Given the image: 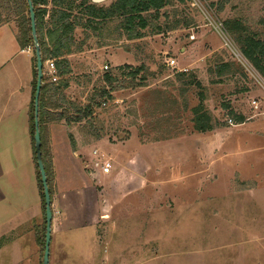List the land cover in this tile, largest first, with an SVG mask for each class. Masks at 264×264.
<instances>
[{"label": "rangeland", "instance_id": "374dc122", "mask_svg": "<svg viewBox=\"0 0 264 264\" xmlns=\"http://www.w3.org/2000/svg\"><path fill=\"white\" fill-rule=\"evenodd\" d=\"M170 1L143 37L129 38L116 20L78 28L69 43L77 54L63 56L70 71L59 80L68 87L44 125L50 264H264V77L225 24L236 20L264 40V0ZM16 32L12 22L0 29V110L13 90L0 149L12 152L25 128L20 87L36 69L33 48L21 52ZM109 47L153 65L146 86L124 76L106 83V72L121 71L105 69ZM201 102L213 130L195 127ZM87 105L92 113L81 121L58 118L80 116ZM31 115L30 102L29 127ZM31 144L40 211L3 224L0 264H43L46 215ZM11 216L0 214V223Z\"/></svg>", "mask_w": 264, "mask_h": 264}, {"label": "trees", "instance_id": "16d2710c", "mask_svg": "<svg viewBox=\"0 0 264 264\" xmlns=\"http://www.w3.org/2000/svg\"><path fill=\"white\" fill-rule=\"evenodd\" d=\"M68 1L71 2L68 3ZM74 1L75 0H52L53 5L59 7L62 14L59 15L58 19H50L49 21H46L45 15L48 12V0H32L36 14L37 35L41 48L42 61L45 63L47 59L54 58L59 78L63 77V75H66L70 71L68 60L63 58V56L70 53L71 50L69 43L73 39L76 28L83 23L81 20H70L71 13L75 9L72 4ZM90 1L91 0H82L80 4L77 5L81 14L88 16V19L84 23L86 26L98 30L101 27H105L108 22L116 20L118 21L119 28L132 39L143 37V31L150 26V22L153 20H159L162 16H165L166 14L163 10L171 3L170 0H113L109 6H96L94 3L91 4ZM11 22L14 23L17 28L16 38L21 49H26L31 46L35 53L29 4L27 0H0V26ZM225 24L227 30L235 36V39L241 45V52L244 57L247 58V60H249V62L264 77V40L257 38L255 34L251 35L243 33L242 31L244 28H242L241 24L236 20H227ZM34 60L37 61L36 53L34 54ZM118 69L121 70L119 75L114 74L113 72L105 73L104 78L106 83L112 85L119 80V76H124L130 79L129 86H133L134 83L138 87L146 86V80L151 73L149 72V68L144 65L137 67L125 65ZM136 81L138 82L136 83ZM36 82L37 70L35 69L31 100L32 124L30 126V134L33 144H35L34 95ZM66 87H68V82L61 79H58L57 81L50 80L47 82L46 78L43 77L39 104V126L42 140L43 161L47 172L51 201L52 190L49 178L50 170L45 160L43 143L45 137L44 125L46 123V117H49L50 115V111L55 110L59 106L58 100L55 98L58 97L57 99H63V89ZM101 93V96L109 95V92L106 90H103ZM232 112L233 111L230 113ZM79 113H81L80 116L72 119L65 117L63 113H60L58 118L74 122L81 121L92 113L90 105L85 106ZM194 114L195 127L198 131L206 132L214 129L215 125L212 116L205 108H203L202 102L194 108ZM237 118L239 123L243 121L242 115H239ZM34 155L37 163L35 146ZM37 168L39 170L38 165ZM39 176L40 189L43 191L44 212L46 215L44 188L41 181L40 170ZM43 232V237H45L46 228H44Z\"/></svg>", "mask_w": 264, "mask_h": 264}, {"label": "crops", "instance_id": "0c3cea01", "mask_svg": "<svg viewBox=\"0 0 264 264\" xmlns=\"http://www.w3.org/2000/svg\"><path fill=\"white\" fill-rule=\"evenodd\" d=\"M81 1L82 0H75L72 2L75 9L71 13L70 20H81V22H83L79 27L76 28L75 31H77L78 28H81L82 30L91 28L84 24L88 19V16L81 14L80 10L77 8V5L80 4ZM112 1L113 0H91L90 2L91 4L94 3L96 6H109L103 3L109 2L108 4H111ZM70 2L71 1H68V3ZM47 9L48 12L45 15L46 21H49L50 19H58L59 15L62 14L61 9L54 6L52 0H48ZM3 26L4 25L0 26V29ZM26 49H21V52H28ZM76 54L77 53L74 52L70 53L68 58L71 59V56ZM103 54H105L108 59V66L110 64L112 67L119 68L125 65H130L132 67L144 65L146 67H150L151 71L154 70L153 65L149 63L139 64L129 49L124 50L121 48L113 51L110 50L109 47V49L105 50ZM5 63L6 62H4V65ZM32 80L33 69L31 68L30 76L27 78L26 84L20 87L21 93H24V101H20V108L18 103L17 109L15 110V112H17L19 108L23 111L25 116V128L23 130L24 133L21 142L19 143L18 141L17 144V141L15 140L16 143H14L15 145L13 144V152L11 151L10 147H4L3 149H0V214H12V216L9 218V221L0 223V229L4 227L3 224H5V228H10L14 223H17V226L22 220L26 218H33V216L38 214L40 211L39 190L33 163L32 142L29 127V104L32 99L33 89ZM10 92H12V94L7 96L6 102L0 110V118H2V115H4L2 119L4 120L5 125L8 124L9 120L10 123H13V106H11L13 101V90ZM17 102L18 100H15V103ZM14 115H16V113ZM5 127L8 126L6 125ZM11 131H13L11 127L10 129L6 130L7 133ZM1 136L2 133L0 131V140H2ZM17 169H20L22 173H19V176H17Z\"/></svg>", "mask_w": 264, "mask_h": 264}, {"label": "water", "instance_id": "95a60500", "mask_svg": "<svg viewBox=\"0 0 264 264\" xmlns=\"http://www.w3.org/2000/svg\"><path fill=\"white\" fill-rule=\"evenodd\" d=\"M29 4L32 36L36 53V70H37V82L34 95V125H35V135H34V146L36 152L37 165L40 170L41 181L44 188V198H45V209H46V233H45V250L43 264H50V254H51V242H52V221H53V211L51 207V194L48 186V177L45 169V164L43 161L42 152V140L39 126V104H40V94L42 88V80L44 77V63L41 57V48L39 44V39L37 35L36 27V14L33 6L32 0H27Z\"/></svg>", "mask_w": 264, "mask_h": 264}, {"label": "built area", "instance_id": "2783aa9c", "mask_svg": "<svg viewBox=\"0 0 264 264\" xmlns=\"http://www.w3.org/2000/svg\"><path fill=\"white\" fill-rule=\"evenodd\" d=\"M224 28L225 27H223V29ZM193 37L194 36H192V38ZM108 68H109V66L108 65H105V69H108ZM43 70H44V73H46V74H48L50 76V78L52 79L51 81H57L59 79L58 73H57V69H56V62H55V59L54 58L47 59L45 61ZM231 121L232 120H230V122ZM110 171H111V164H110V162H105L101 166V173L107 174V173H110Z\"/></svg>", "mask_w": 264, "mask_h": 264}]
</instances>
